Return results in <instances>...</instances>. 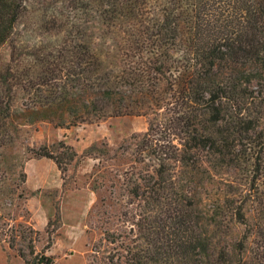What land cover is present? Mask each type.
<instances>
[{
	"label": "trees",
	"instance_id": "16d2710c",
	"mask_svg": "<svg viewBox=\"0 0 264 264\" xmlns=\"http://www.w3.org/2000/svg\"><path fill=\"white\" fill-rule=\"evenodd\" d=\"M33 1L0 0V148L10 139L17 88L34 103H65L70 122L150 115L134 155L150 167L131 172L129 191L168 219L169 257L264 264V0H56L44 30L72 38L41 54L36 71L3 66L2 52ZM97 29L127 37L115 39L113 64L93 41L77 38ZM73 84L82 99H73ZM60 147L58 155L45 146L32 152L64 171L76 151ZM217 166L239 171L241 185L207 208L200 187ZM226 220L242 226L237 237H226ZM18 228L8 245L21 242L28 254L15 248L25 264H53L34 251L38 231ZM104 239L115 240L108 231ZM143 252L109 253L108 264H147Z\"/></svg>",
	"mask_w": 264,
	"mask_h": 264
},
{
	"label": "rangeland",
	"instance_id": "374dc122",
	"mask_svg": "<svg viewBox=\"0 0 264 264\" xmlns=\"http://www.w3.org/2000/svg\"><path fill=\"white\" fill-rule=\"evenodd\" d=\"M55 1H33L4 48L1 65L18 70L33 64L36 71L41 54L72 38L44 30L48 6ZM96 31L94 37L77 38L93 41L104 62L113 64L115 39L127 37H104ZM72 86L73 99H82L85 92L80 84ZM17 89L10 139L0 148V264H25L15 248L21 242L17 240L13 248L8 245V235L19 229L18 223L38 231L34 251L51 255L53 264H108L109 253L123 256L129 249H143L147 264H189L184 256L169 257L168 219L129 191L131 172L136 175L150 167L147 160L136 162L134 155L151 116H93L70 122L65 103H34L30 94ZM61 143L76 151L64 171L53 159L32 152L45 146L58 155ZM240 177L239 171L224 166L204 176L200 188L205 206L209 208L219 195L236 191ZM259 189L264 190V184ZM226 224V237L235 238L242 231V226L233 227L229 220ZM106 231L114 235L113 243L104 239Z\"/></svg>",
	"mask_w": 264,
	"mask_h": 264
}]
</instances>
